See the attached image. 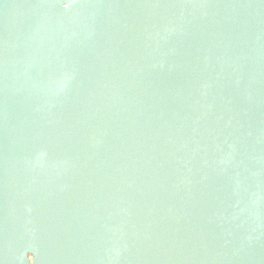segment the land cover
<instances>
[{
    "label": "water",
    "instance_id": "1",
    "mask_svg": "<svg viewBox=\"0 0 264 264\" xmlns=\"http://www.w3.org/2000/svg\"><path fill=\"white\" fill-rule=\"evenodd\" d=\"M0 264H264V0H0Z\"/></svg>",
    "mask_w": 264,
    "mask_h": 264
}]
</instances>
